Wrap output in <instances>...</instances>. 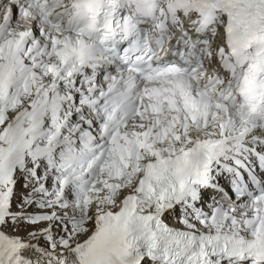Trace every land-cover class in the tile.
<instances>
[{
	"label": "snow or ice",
	"instance_id": "6c2138e0",
	"mask_svg": "<svg viewBox=\"0 0 264 264\" xmlns=\"http://www.w3.org/2000/svg\"><path fill=\"white\" fill-rule=\"evenodd\" d=\"M0 264H264V0H0Z\"/></svg>",
	"mask_w": 264,
	"mask_h": 264
}]
</instances>
